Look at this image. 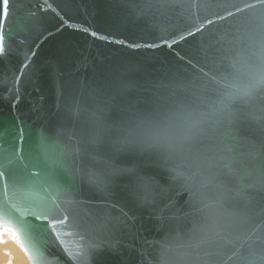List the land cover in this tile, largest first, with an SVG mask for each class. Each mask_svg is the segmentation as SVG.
I'll list each match as a JSON object with an SVG mask.
<instances>
[{"label": "water", "instance_id": "obj_1", "mask_svg": "<svg viewBox=\"0 0 264 264\" xmlns=\"http://www.w3.org/2000/svg\"><path fill=\"white\" fill-rule=\"evenodd\" d=\"M49 2L59 16L41 11L43 0H10L0 28L11 48L0 59V145L10 149L23 129L22 146L40 158L52 185L71 193L69 219L94 246L82 248L70 226H46L66 209L60 199L59 207L51 203L55 188L47 183L32 195L48 204L49 221L27 216L31 236L0 234H14L29 264H264V87L190 149L170 152L152 139L171 135L219 98V85L206 88L201 68L232 80L238 61L237 83L246 85L264 58V35L229 17L169 48L160 37L187 26V4ZM223 3L196 0L191 11L211 16ZM26 57L29 67L17 79ZM41 137L53 146L47 160ZM225 155L231 172L217 167ZM178 171L199 172L206 186Z\"/></svg>", "mask_w": 264, "mask_h": 264}, {"label": "snow or ice", "instance_id": "obj_2", "mask_svg": "<svg viewBox=\"0 0 264 264\" xmlns=\"http://www.w3.org/2000/svg\"><path fill=\"white\" fill-rule=\"evenodd\" d=\"M146 4L152 6L154 4H171L180 3L181 7L185 4L188 5L187 26L180 31L174 32L168 37H160L163 46L172 48L174 45L182 41H186L189 37H196L197 34L204 35L205 30L212 31L210 26H215L219 21H227L229 17L243 18L246 28L251 29L261 35H264V0H224L222 4V11L216 12L211 16L196 15L191 11L195 5L196 0H145ZM41 11H49L60 15L56 8L53 7L49 0H43L40 5ZM10 12V0H0V28L6 24V17ZM63 21V17H61ZM88 31V29H83ZM239 31V29H238ZM93 37L109 40L108 36H98L96 32H91ZM238 38V37H237ZM169 40L171 43H169ZM116 43L123 44L124 41L115 40ZM221 50L227 52L228 49L223 48L224 38H220ZM139 46V45H130ZM148 47H159V44H150ZM11 51L10 46L6 45V36L0 31V59L5 58ZM34 55V53H33ZM179 56V53H176ZM183 59L184 57H180ZM224 56L217 58L218 63H223ZM190 62V61H189ZM29 67L28 58L22 62L17 79L23 76L24 70ZM232 68L234 71L233 79L228 80L227 77L221 76L217 78L216 75L209 76L208 72H204L203 68L200 69L202 76L207 80L205 87L210 85H219L217 89L219 98L211 105L206 112L198 114L189 113L185 122L171 135L159 132L152 134L154 143L163 144L170 152H183L185 149H190L193 143L199 139L205 132L225 120H229L234 115L233 105L236 103L247 104L249 103L256 90L264 87V58H261L260 63L251 69L248 73V83L240 86L237 79L240 73L239 62L233 60ZM222 89V91H220ZM3 129L0 128V139L3 138ZM24 135L23 129H18L17 140L12 147L5 148L0 145V228L4 230L11 229L13 231L23 230L30 236L33 229L27 216H32L37 220L43 219L49 221L47 210L48 204L41 200L39 203L34 199L32 193L37 185L49 184L55 188V195L50 196L49 199L52 204H56V200L60 199L66 206V209H61V215L54 218V221H49L47 227L55 230L57 224L70 226L80 236L82 241L81 247L85 245L93 247L89 241L78 231V224L69 219V212L74 204V200L66 189L59 186H54L50 182L49 175L45 172L40 158L33 153L31 149L23 147ZM53 147L50 145L46 138L41 137L39 143L40 152L44 154V159L47 160L49 149ZM230 151V149H226ZM223 166L229 172L232 171V161L227 155L219 158L217 167ZM39 169V170H36ZM177 175L195 184H200L202 187L206 186L202 181L198 180L199 172H193L186 175L184 172L178 171ZM47 191V188L44 189ZM145 191L148 192V186L145 185ZM196 195V191L193 192ZM205 207H208L206 204ZM71 234V233H70ZM220 236V233H217ZM222 238V237H221ZM56 239L59 240L57 233ZM62 244L63 241H60ZM68 257L75 259V255L68 249H62Z\"/></svg>", "mask_w": 264, "mask_h": 264}, {"label": "bare ground", "instance_id": "obj_3", "mask_svg": "<svg viewBox=\"0 0 264 264\" xmlns=\"http://www.w3.org/2000/svg\"><path fill=\"white\" fill-rule=\"evenodd\" d=\"M13 252H18V254L14 256ZM1 256H4L9 264H25V262L29 264L27 255L24 253L17 240H15L14 234L9 231H2L0 234V257ZM22 256H24L25 261Z\"/></svg>", "mask_w": 264, "mask_h": 264}, {"label": "rangeland", "instance_id": "obj_4", "mask_svg": "<svg viewBox=\"0 0 264 264\" xmlns=\"http://www.w3.org/2000/svg\"><path fill=\"white\" fill-rule=\"evenodd\" d=\"M0 264H9V262L4 256H1L0 257Z\"/></svg>", "mask_w": 264, "mask_h": 264}, {"label": "crops", "instance_id": "obj_5", "mask_svg": "<svg viewBox=\"0 0 264 264\" xmlns=\"http://www.w3.org/2000/svg\"><path fill=\"white\" fill-rule=\"evenodd\" d=\"M13 254H14V256H16V255L18 254V252H13ZM22 257H23V259H24V261H25L24 256H22ZM25 264H26V262H25Z\"/></svg>", "mask_w": 264, "mask_h": 264}]
</instances>
